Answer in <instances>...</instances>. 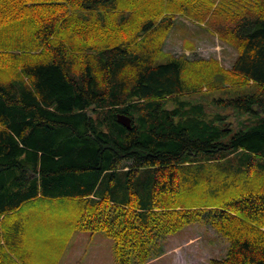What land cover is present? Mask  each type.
Returning <instances> with one entry per match:
<instances>
[{
  "label": "trees",
  "instance_id": "1",
  "mask_svg": "<svg viewBox=\"0 0 264 264\" xmlns=\"http://www.w3.org/2000/svg\"><path fill=\"white\" fill-rule=\"evenodd\" d=\"M177 14L232 66L164 51ZM26 204L120 264L198 221L229 241L213 264H264V0H0V216Z\"/></svg>",
  "mask_w": 264,
  "mask_h": 264
},
{
  "label": "rangeland",
  "instance_id": "2",
  "mask_svg": "<svg viewBox=\"0 0 264 264\" xmlns=\"http://www.w3.org/2000/svg\"><path fill=\"white\" fill-rule=\"evenodd\" d=\"M163 50L188 58H218L222 65L231 67L237 48L221 40L208 26L182 14L175 17ZM171 105V104H169ZM259 116H232L235 125L240 121L253 122ZM26 204L19 211L0 216L2 250L9 254L10 264H120L114 250V240L103 230H87L45 225ZM23 226L19 235H8L10 230ZM18 236V239H16ZM15 240L10 242V238ZM7 241L6 243L4 242ZM229 241L211 224L198 221L166 236L154 245V255L145 264H213L226 257Z\"/></svg>",
  "mask_w": 264,
  "mask_h": 264
},
{
  "label": "water",
  "instance_id": "3",
  "mask_svg": "<svg viewBox=\"0 0 264 264\" xmlns=\"http://www.w3.org/2000/svg\"><path fill=\"white\" fill-rule=\"evenodd\" d=\"M118 120L123 125H125V126H127L129 128L132 126V118L129 115L119 113L118 114Z\"/></svg>",
  "mask_w": 264,
  "mask_h": 264
}]
</instances>
